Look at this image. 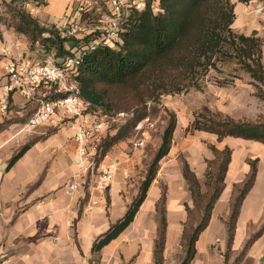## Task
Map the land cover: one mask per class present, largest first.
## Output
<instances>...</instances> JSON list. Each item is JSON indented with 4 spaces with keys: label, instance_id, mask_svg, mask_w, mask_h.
Listing matches in <instances>:
<instances>
[{
    "label": "crops",
    "instance_id": "0c3cea01",
    "mask_svg": "<svg viewBox=\"0 0 264 264\" xmlns=\"http://www.w3.org/2000/svg\"><path fill=\"white\" fill-rule=\"evenodd\" d=\"M45 2L44 10L37 16L43 25L60 22L72 0ZM234 3L236 20L233 26L238 29V12L245 5L238 0H234ZM261 17L264 21V14ZM27 44L23 35L1 28L0 50L6 46L14 57L28 56L31 51ZM4 65L5 58L0 55V91L5 82ZM20 103V97L14 95L15 110L22 108ZM16 105L20 108H16ZM3 118L0 114V120ZM71 134L63 128L37 141L8 168L13 154L7 150V138L0 133V264H155L156 202L161 196L159 178H163L167 188L163 264H179L177 254L181 250L182 221L186 217L184 204L189 201V192L176 156L168 154L161 159L157 175L133 221L95 253L91 251L95 238L124 214L137 193L136 185L127 183V177L133 175L132 168L136 161L122 151L117 156L112 151L108 152L98 167L99 172L112 166L107 186L96 185V178L86 189L79 183L75 189L68 190L76 163L74 132ZM114 148L118 149L119 146ZM113 156L116 164L110 163ZM247 158H258L257 173L239 209L229 264L246 240L263 224L264 144L239 139L227 167L224 188L213 205L208 225L195 243L196 251L191 264H225L226 221L234 186L241 184L249 171ZM3 163L7 164L5 168H2ZM201 170L195 171L199 182ZM86 192L88 197L83 201ZM239 264H264V231L251 244Z\"/></svg>",
    "mask_w": 264,
    "mask_h": 264
},
{
    "label": "trees",
    "instance_id": "16d2710c",
    "mask_svg": "<svg viewBox=\"0 0 264 264\" xmlns=\"http://www.w3.org/2000/svg\"><path fill=\"white\" fill-rule=\"evenodd\" d=\"M209 0H148L147 6L140 11L133 10L125 17L122 29L118 31L121 43L110 46L97 40L98 35L87 34L81 38L62 36L53 23L45 26L23 9L5 3L7 13L10 14L11 24H6V17L0 13L1 24L9 26L15 32L22 34L30 42V48L37 42L43 52L53 55L56 59L67 56H77L76 81L78 95L87 103L88 112L108 114L112 108L120 112L131 110L132 116L120 125L113 134L100 140L96 164L115 144L127 139L135 124L147 116L146 101L156 98L169 91L170 87L178 90L173 78L166 83L178 68L194 69L201 64L200 57L207 64L217 52L226 37L214 29H206L208 22L204 19L200 9ZM248 3L250 0H238ZM233 5L228 12L222 14L224 28L228 32L229 43L240 57V63L245 71L259 83L264 84V65L262 63V49L259 39L255 36L243 34L234 35L231 24L234 21ZM8 27V28H9ZM46 34V35H45ZM1 37V28H0ZM97 41V43L95 42ZM66 44V45H65ZM117 46V47H116ZM116 92L113 94L112 92ZM258 96L264 99V90L258 87ZM64 96V95H61ZM34 108H31L19 119L3 120L0 122V132L15 122L25 124ZM191 127L213 133L217 141L226 137L253 140L264 144V120H240L219 112H212L207 106H202L195 116ZM175 128V116L169 114V120L161 135L160 144L153 154L146 168L145 175L140 181L135 197L129 202L124 214L99 234L93 241L91 251L99 252L111 240L115 239L133 221L140 205L146 198L147 190L154 180L159 161L168 154L172 133ZM52 129L44 136L31 138L17 149L11 156L10 168L37 141L57 132ZM215 158L209 162L211 171L207 172L206 192H202L200 183L188 163H183L182 176L188 184L193 198V208L185 206L186 212L196 218L195 224H187L183 229L182 241L184 255L179 264H191L195 256V243L201 232L208 225L211 210L215 201L224 188V178L231 159V148L212 147ZM258 158L249 159V171L244 181L234 186V195L230 204V213L226 221L227 242L223 253L225 264H229L231 243L234 236L235 223L240 206L247 192L252 187L257 173ZM38 182L35 184L37 185ZM34 185V186H35ZM86 189V188H85ZM88 197L85 193L84 200ZM107 202L109 197L107 195ZM166 189L156 202V237L154 239V263L163 264L167 217H166ZM264 222L245 242L240 252L230 264H239L251 244L263 233Z\"/></svg>",
    "mask_w": 264,
    "mask_h": 264
},
{
    "label": "rangeland",
    "instance_id": "374dc122",
    "mask_svg": "<svg viewBox=\"0 0 264 264\" xmlns=\"http://www.w3.org/2000/svg\"><path fill=\"white\" fill-rule=\"evenodd\" d=\"M30 1L32 0H0V13H3V15L6 17V24H11V20L9 18L11 16L9 13H7L5 3H11L12 6H16L24 10V3ZM40 1L44 5L46 4V0ZM78 1L79 0H72L67 9L70 7H75ZM231 4L233 5V13L235 16L234 21L231 24L233 34H243L245 36L257 37L261 43V49L263 50L264 26L262 24L264 21L262 20L261 15L264 14V0H250L248 3H243L245 8L238 12V22L236 26L238 29L234 28L235 26H233L236 20L234 0H209L208 3L204 4L200 11L206 18L204 20L208 22L206 29H214V32L222 33V35L226 37V40L221 44L217 52L214 54L210 62L211 64H207V62L203 60V56H201L199 60L201 64L196 65L194 69L191 70L180 67L178 68L179 71H175L173 75L165 80L166 83L170 82L174 76L173 83L177 84V87H179L178 90H174L173 87H170L172 89L165 93L162 92L161 95L157 96L155 99H147V116L144 118L147 119V124L144 125L143 135L141 132H136L135 128L133 127V129L130 130V135L127 139L118 142L108 150V152L112 151L116 156L122 151L123 154H126V156L133 157L135 159L136 162L132 168L133 175L127 177L129 180L127 181L128 184L133 183L137 188L139 187L140 181L145 175L150 159L160 144L161 135L163 129L168 123L170 113H173L175 116V128L172 133L168 154L176 156V159L179 161L178 165H180L181 171L183 163H188L190 169L195 175V171L202 169V178L199 182L202 192H206V190H208V188H206V177L207 172L211 171L212 169V166L210 167L209 162L215 158L212 147L223 149L224 146L227 145L232 150V156V153L236 147V143L239 141V138L233 137H226L222 141H217V136L215 134L193 129L191 124L197 113L201 110L202 106H207L212 112H219L222 115H229L234 119L253 121L259 119L264 120V99L260 98L257 94L258 87L264 90V84L254 80L249 75V73L243 69L241 63L239 62L241 58L238 57L233 46H231L229 43L230 38L228 37V32L224 28L222 14H227L228 8ZM98 5L99 9L97 11L95 10L93 14L83 18V26H85L88 30L91 29L92 33H90L98 35V38L103 36L109 37L108 35L111 36L113 33H117L120 29H122L125 16L112 15L108 8H106V5L101 4L100 1L98 2ZM41 10L42 9H40L38 13L31 15L37 17ZM248 16L249 23L247 24ZM59 20L64 21V18ZM44 25L50 26L52 24L47 23ZM8 27L9 26L1 24L0 28L13 30L12 28ZM252 29H254L256 33H253L254 30ZM113 41L114 44L121 43L119 38L117 40L114 39ZM27 42V46L31 51V54L29 55L37 57L44 51V48H41L39 43L36 42L34 46L30 48V42L28 40ZM261 60L264 65V53ZM116 92L117 91L112 93L116 94ZM33 107V105H28L26 108H22V115H15L11 119H14V121L15 119H19ZM16 108H20V106L18 107L16 105ZM110 111L111 112H108L107 115L115 120L109 121L108 127H110V129L108 133L113 134L120 125H122L132 116V112L131 110H120V112L125 113L124 116L116 117V114L120 112L115 108H112ZM11 119L3 118L0 120V122ZM150 123H152V127L147 126ZM23 125L24 124L19 122L15 124L11 123L6 127V129L1 131L2 136L7 138V150L12 154L31 138L36 136H44L52 129L60 130L65 128L68 129L70 134L75 131L72 127H47L45 125L22 130ZM8 138L10 139L8 140ZM138 138H143L145 140V144L144 147L135 149L132 145V141ZM116 145L119 146L118 149L114 148ZM99 151L94 156L92 166H89L84 170H80L76 160V163L74 164L75 168L72 175L70 176V180L76 179L80 185L84 186V188L90 186L96 178L98 179V182L96 180V185L99 184L100 174L104 169L98 172V167L103 158H105L108 154L107 152L97 165L96 159L98 157ZM111 158L112 159L110 163L116 164L113 161L115 156ZM76 159H78L77 146ZM249 159L251 158H247V160ZM160 161L157 172L160 168ZM159 179H161L159 183L161 192L163 189L167 188L163 178ZM186 187L189 192V201L185 203L184 206L187 205L188 208H193V198L187 183ZM104 191L106 193L105 189ZM135 195L133 197H135ZM196 220L197 219L194 218L192 214L186 212V217L182 221V232L183 229L187 227V224H195V222H197ZM180 246V254H177L179 255V261L184 255V243L182 238L180 241Z\"/></svg>",
    "mask_w": 264,
    "mask_h": 264
},
{
    "label": "built area",
    "instance_id": "2783aa9c",
    "mask_svg": "<svg viewBox=\"0 0 264 264\" xmlns=\"http://www.w3.org/2000/svg\"><path fill=\"white\" fill-rule=\"evenodd\" d=\"M99 1L106 5L112 15L125 17L130 11L143 10L148 2V0H79L75 7L66 10L64 21L55 23L60 34L77 38L91 34L92 30L83 26V18L99 9ZM43 6L40 0H32L25 2L23 7L26 12L36 14ZM108 36L97 40L110 46L115 45L113 40L119 38L118 32ZM0 55L5 58V82L0 91V114L6 119H11L15 115H22V108L33 105L34 109L22 130L40 125L74 128L73 139L77 146V165L80 170L92 166L95 154L101 150L98 148L99 142L110 129L108 123L115 119L107 114L87 111V103L78 95V83L75 78L77 56L56 59L53 55L42 52L37 57L31 55L14 57L6 46L1 48ZM14 95H18L21 99L22 108L19 110L13 108ZM124 114L117 113L116 117L124 116ZM146 121L147 119H142L135 124L136 132L144 134L143 128L147 124ZM147 126L153 125L150 123ZM144 144L143 138L132 141L135 149L144 147ZM111 173V165L102 170L98 185L107 186ZM78 185L79 182L72 179L68 190H73Z\"/></svg>",
    "mask_w": 264,
    "mask_h": 264
},
{
    "label": "water",
    "instance_id": "95a60500",
    "mask_svg": "<svg viewBox=\"0 0 264 264\" xmlns=\"http://www.w3.org/2000/svg\"><path fill=\"white\" fill-rule=\"evenodd\" d=\"M6 166H7L6 163H3V164H2V168H5Z\"/></svg>",
    "mask_w": 264,
    "mask_h": 264
}]
</instances>
